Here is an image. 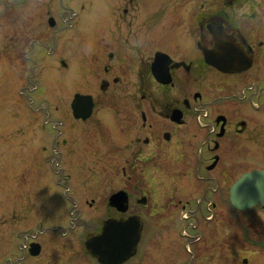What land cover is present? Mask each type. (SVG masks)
I'll use <instances>...</instances> for the list:
<instances>
[{"label": "flooded vegetation", "instance_id": "flooded-vegetation-1", "mask_svg": "<svg viewBox=\"0 0 264 264\" xmlns=\"http://www.w3.org/2000/svg\"><path fill=\"white\" fill-rule=\"evenodd\" d=\"M109 2L103 29L98 26L83 47L78 43L77 74L87 89L64 101L67 122L54 138L59 149L49 162L65 157L75 167L65 177L62 168L58 171L59 179L77 185L69 186L72 200L77 199L74 208L106 205L111 212L106 220L139 218L141 264H148L161 228L167 230L176 212L184 221L190 214L195 226L201 225L188 245L198 242L199 254L209 253L207 234L217 235L216 228L210 229L213 222L228 224L233 183L245 173L264 171L243 170L258 157L260 139L264 141V10L258 9L264 6L237 21L228 7L239 3L246 8L252 0H221L215 10L209 0ZM50 9L47 22L55 28ZM249 64L239 71L217 67ZM77 94L92 98L86 119L74 115ZM249 95L258 100L249 104ZM95 179L112 191L109 196L100 197ZM121 191L127 200L124 212L110 202ZM188 193L192 196H180ZM102 226L86 238L85 248ZM183 237H189L185 228ZM219 243L220 249L226 245ZM32 244L40 246L38 254L32 253ZM24 247L27 264L50 263V255L42 257L41 242L32 240ZM7 256L0 264H21L18 255Z\"/></svg>", "mask_w": 264, "mask_h": 264}, {"label": "rangeland", "instance_id": "rangeland-1", "mask_svg": "<svg viewBox=\"0 0 264 264\" xmlns=\"http://www.w3.org/2000/svg\"><path fill=\"white\" fill-rule=\"evenodd\" d=\"M252 1L246 8L239 3L228 7L232 17L241 21L262 4L261 0ZM220 2L209 0L211 10ZM109 3V0H0L1 259L13 253L21 257V264H27L29 257L24 246L34 240L43 244L42 257L50 255L47 264H97L87 254L84 242L100 230L111 212L106 205L91 209L80 204V208H74L72 204L77 199L72 200L69 186L77 185L66 178V182L59 179L58 171L62 168L65 177L75 167L65 157L49 161L53 151L59 149L54 138L62 123L67 122L62 116L64 101H69L76 91L87 89L77 74L76 50L79 44L83 47V43H90L91 34L98 26L103 29ZM48 7L57 21L55 28L47 22ZM83 34L87 35L84 40ZM251 100L255 103L258 99L249 95L247 102L251 104ZM260 116L264 118V113ZM251 162L245 163L243 170H264L261 139L258 157ZM98 166L104 171V163ZM98 180L93 183L98 185L100 197L109 196L112 191ZM230 184L229 181L228 187ZM64 194H68L67 198ZM227 202L228 224L213 222L210 229L216 228L217 235L209 233L205 239L211 246L209 253L200 255L198 242L188 245L193 238L190 235L196 236L201 225L195 226L190 214L184 221L176 212L167 230L161 228L156 247L147 255L151 256L147 263L264 264V211L234 210L229 195ZM184 228L188 238L183 237ZM220 240L226 243L221 249ZM141 251L139 246L129 264H141ZM244 259L248 262L244 263ZM33 264H46V261Z\"/></svg>", "mask_w": 264, "mask_h": 264}, {"label": "water", "instance_id": "water-1", "mask_svg": "<svg viewBox=\"0 0 264 264\" xmlns=\"http://www.w3.org/2000/svg\"><path fill=\"white\" fill-rule=\"evenodd\" d=\"M50 25H55L53 18H50ZM216 51L219 52V49ZM207 60L210 62L209 56H207ZM249 66L250 64L241 68L237 65H217L219 69L227 72L247 69ZM72 109L76 118L86 119L92 113V98L77 94L73 100ZM229 199L230 203L241 211L253 208L258 204L264 205V171L254 170L243 174L231 186ZM110 202L123 212L127 209V200L122 191L113 195ZM141 230V223L137 216L130 217L126 221L109 219L104 222L99 234L86 241V247L101 264H122L136 253L141 239ZM31 247L33 254L39 253L40 246L38 244H32ZM244 263H247V260H244Z\"/></svg>", "mask_w": 264, "mask_h": 264}]
</instances>
